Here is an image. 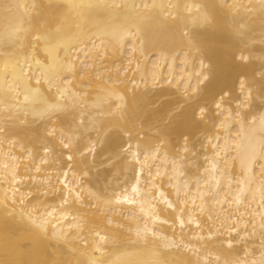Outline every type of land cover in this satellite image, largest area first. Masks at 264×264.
Segmentation results:
<instances>
[{"label":"bare ground","instance_id":"obj_1","mask_svg":"<svg viewBox=\"0 0 264 264\" xmlns=\"http://www.w3.org/2000/svg\"><path fill=\"white\" fill-rule=\"evenodd\" d=\"M261 73L264 0H0V264H260Z\"/></svg>","mask_w":264,"mask_h":264},{"label":"snow or ice","instance_id":"obj_2","mask_svg":"<svg viewBox=\"0 0 264 264\" xmlns=\"http://www.w3.org/2000/svg\"><path fill=\"white\" fill-rule=\"evenodd\" d=\"M108 6V5H105ZM112 7H118L119 5H111ZM33 8L38 7L37 5L33 4L32 5ZM206 19V18H205ZM21 31H26V29H22L19 25L17 27H15L14 29H12L10 32H8V37L10 38V40L12 41H17L19 40V34ZM106 35H110L113 39L122 41L126 36L131 35L132 33L130 32L129 28L124 27L123 25L117 26L115 28H113V30L110 33H105ZM36 40L41 39V37L36 36L34 37ZM50 53L55 51V46H53L51 49H49ZM241 59H244V57H241ZM55 64H51L49 65V68L54 67ZM68 67L70 68L71 65H68ZM46 78H47V73H46ZM261 78L264 79V73H261ZM205 79H207V77H205ZM37 83H39V80H37ZM49 84L51 85V81L49 80ZM39 95V90L38 89H28L26 94L24 95V100L28 101L29 99L35 101L38 98ZM227 95L226 92H222L221 94V100L224 99V96ZM64 97V90L58 89V98L59 99H63ZM216 108H220V103L216 104ZM55 109H59L62 110L63 106L60 105L59 103H53V104H48L46 106V108L44 109V111H48V110H55ZM182 111V107L178 106L177 110L170 113V117L172 119H175L176 115L178 112ZM206 114V110L205 108L201 107L199 109V113H198V118L200 120H203ZM197 114L194 113V117ZM248 134H249V138L252 141L253 147H252V152H251V157H255L257 154V146L259 147V151L261 155H264V116H261L259 118V121L257 122L255 119L252 122V125L248 128ZM187 139V137H186ZM64 147H68L67 143L64 144ZM69 159H71L69 157ZM133 191H135V188L133 189ZM171 206V205H169ZM181 223H183V221H181ZM42 226V225H41ZM148 229L147 227H145L144 229V233L145 235L147 234ZM141 233L138 230L137 235L139 236ZM90 264H97L96 261H91ZM155 264H160L159 261H156ZM260 264H264V258L261 259Z\"/></svg>","mask_w":264,"mask_h":264}]
</instances>
